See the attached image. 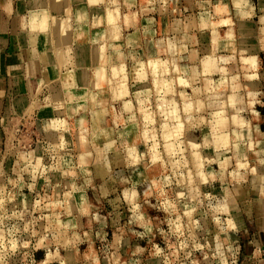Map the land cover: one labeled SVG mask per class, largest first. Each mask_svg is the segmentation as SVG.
<instances>
[{
	"label": "clouds",
	"instance_id": "clouds-1",
	"mask_svg": "<svg viewBox=\"0 0 264 264\" xmlns=\"http://www.w3.org/2000/svg\"><path fill=\"white\" fill-rule=\"evenodd\" d=\"M12 4L3 0L0 11ZM76 4L86 7L74 11ZM25 5L13 80L31 92H9L10 106H0L8 135L0 151V264H37L40 249L39 264H83L79 246L96 242L100 255L89 251L88 264H264V230L248 227L250 209L264 206V133L252 108L264 93L250 91L260 77L247 42L258 33L264 51V0ZM37 105L56 115L33 132ZM9 156L16 179L4 171ZM24 188L31 201L15 203ZM90 189L111 208L107 216L89 201ZM144 239L148 249L135 243Z\"/></svg>",
	"mask_w": 264,
	"mask_h": 264
},
{
	"label": "crops",
	"instance_id": "crops-1",
	"mask_svg": "<svg viewBox=\"0 0 264 264\" xmlns=\"http://www.w3.org/2000/svg\"><path fill=\"white\" fill-rule=\"evenodd\" d=\"M2 3L3 0H0V4ZM81 7H86V5L76 4L73 6V10L76 11ZM25 11H26L25 0H13L12 10L10 13L7 11H0V78H2L0 79V83L4 85L3 90L7 91V93L11 92L15 94L17 89H19L24 95H28L31 92V88L29 84L27 82L23 84H19L13 80V78L18 74V72L21 71V69L18 67L20 63L18 57L22 55L23 49L21 47L20 36L17 33V28L19 24V18L25 15ZM153 18L158 21L160 20L159 16H154ZM140 23L145 26L147 25L146 20H143ZM159 27L161 28L160 24ZM166 27H167V23L164 29ZM247 42L249 45L254 46L253 52L249 53V55L250 56L254 55L259 60H261L262 64L260 66V61H259L260 69L258 71L259 72L258 76L260 77V79L254 81L253 84L257 85L259 92L264 93V87H261V85H264L262 83L264 82V51L259 50V34L257 33L256 35L249 37ZM38 50L41 51L39 47ZM47 62H48V56L44 55L41 59V63L46 65ZM48 74L51 76L53 80L56 79L55 74L52 73L50 68L48 69ZM257 97L260 98V95ZM263 98L264 95L262 96V99H260L261 102H264ZM10 104H11L10 98L7 97L2 99L0 97V106H3V108L7 106L5 110H7ZM253 110L256 113H258L260 117H262L263 116L262 112H264V105H257V107H255ZM41 112L43 111L40 109L39 113ZM42 114H45L44 117L52 119L54 112L53 109L51 108L48 114L47 113H42ZM261 130L260 132H262ZM96 171L100 172L101 169L97 167ZM95 182L100 183L98 179H95ZM248 217H251V220H248V227L250 231L259 232L264 230V206L251 208L248 213Z\"/></svg>",
	"mask_w": 264,
	"mask_h": 264
},
{
	"label": "rangeland",
	"instance_id": "rangeland-1",
	"mask_svg": "<svg viewBox=\"0 0 264 264\" xmlns=\"http://www.w3.org/2000/svg\"><path fill=\"white\" fill-rule=\"evenodd\" d=\"M83 8V7H81ZM78 10V9H77ZM55 14V13H53ZM167 20H164V21H160V25H161V29H164L165 25H166V22ZM44 44H45V40H44V37L41 35V37L39 36L38 38V43H37V47H39V49L41 51H44ZM39 45V46H38ZM52 45H49V47H51ZM47 55V54H46ZM87 51H84L81 53V58L82 59H87ZM259 61H260V66H261V60L258 59V62H257V68H256V73L258 75V71L260 69V66H259ZM51 70V68H50ZM52 71V70H51ZM79 75V74H77ZM214 79H218V77H214ZM254 82V81H253ZM253 82H251L253 84ZM264 84V82H262ZM250 91H253V92H256L258 91V87L256 88H250ZM4 96L1 97L2 99L4 98H9V92L7 93V91H4ZM262 93V92H261ZM262 96L263 95H260V98L259 97H256V98H259L258 100L260 101V103H255L252 105V108L254 109L255 107H257V105H264V102H261L260 99H262ZM264 99V98H263ZM3 107V106H2ZM7 106L4 107V109L6 108ZM41 109L43 112L39 113V110ZM51 107H39L38 105L37 106H34L33 108V112H32V116H33V120H34V124L32 126V131L35 132L36 129L39 127V124H38V121L39 120H42V119H45L46 117L45 114H42V113H47L50 111ZM22 115V113H20ZM55 113L53 114V118H55ZM262 117L259 116L258 114V119L254 122L260 129L259 131L261 130L262 132H264V112H262ZM46 119H49V118H46ZM20 130L21 132H27L28 131V128H26L25 124L24 123H21L20 125ZM30 141L31 142H34L37 137L35 135L31 136L30 138ZM0 140L3 141L2 144H0V151H7V148H8V135L7 133L3 130V128H0ZM15 161H16V157L15 156H9L7 158V160L5 161V164H4V171L5 173L7 174V176L11 179H16V176L15 174L11 171V169L15 166ZM97 172V171H96ZM6 183V181H5ZM94 184L99 187V182H95L94 180ZM44 185V181L43 180H40L38 182V189L39 188H42ZM8 190L11 192L12 191V188L11 186L9 185L8 186ZM17 191H20V190H17ZM43 194V193H41ZM51 195V193H49ZM33 193L30 191V189L28 188H24L22 189V195H17V199L15 201V203L19 204L21 203L22 201H24L25 198H28L29 201H31L32 197H33ZM88 196H89V201L95 205L97 207V209L99 210V214L102 215V216H107L109 212H111V208L108 207L107 205H104L103 201H97L95 199V195L93 193V191L90 189L89 192H88ZM77 199H79V196L77 195ZM101 205H103V207L101 208ZM8 208L11 210L13 208V204H9L8 205ZM130 215V214H129ZM248 220H251V217H248ZM124 222L121 221V224H123ZM87 230V229H86ZM105 231L107 232L108 234V241L111 242L113 239H114V233H115V229L111 226V221H109V227L105 229ZM142 231V229H141ZM135 243H138L139 246L141 248H144V249H148L149 245H148V241L147 239H144V240H139V241H136ZM155 244L160 247L161 249H165L167 248V245L163 242L162 238L158 237L156 240H155ZM99 242H96L93 246V248L91 250L88 249V245L87 244H82L79 246V254L84 258L83 260V264H88V259H87V254L89 251H93V252H96L97 256L99 257ZM125 249L122 247L121 248V252H120V260L123 262L124 260H126V255H125ZM61 255H63V253H61ZM145 257L148 256V252H145L144 254ZM34 258L37 262V264H39V262L41 260H44L46 258V253H45V250L44 249H40L38 251H36L34 253ZM158 259V258H157ZM101 264H104V261L103 259L101 258Z\"/></svg>",
	"mask_w": 264,
	"mask_h": 264
},
{
	"label": "bare ground",
	"instance_id": "bare-ground-1",
	"mask_svg": "<svg viewBox=\"0 0 264 264\" xmlns=\"http://www.w3.org/2000/svg\"><path fill=\"white\" fill-rule=\"evenodd\" d=\"M53 15H55V14H53ZM41 37V36H40ZM39 46V45H38ZM252 46V45H251ZM259 57V56H258Z\"/></svg>",
	"mask_w": 264,
	"mask_h": 264
}]
</instances>
